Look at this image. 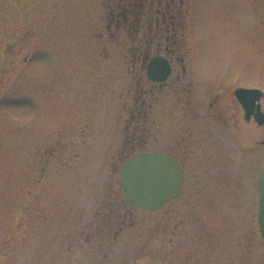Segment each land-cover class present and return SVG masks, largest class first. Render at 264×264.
<instances>
[{
    "label": "rangeland",
    "instance_id": "obj_1",
    "mask_svg": "<svg viewBox=\"0 0 264 264\" xmlns=\"http://www.w3.org/2000/svg\"><path fill=\"white\" fill-rule=\"evenodd\" d=\"M103 1L0 0V264H102L106 253L108 263L125 264L126 244L172 243L168 227L183 219L200 262L264 264L257 220L264 126L231 105L234 86L264 92V0H192L189 39L201 71L208 80L222 73L232 86L224 133L213 138L221 148L205 152V170H188L182 215L163 217L158 230L162 212L131 209L130 228L118 238V227L108 232L100 226L109 221L96 216L97 201L112 190L122 195V163L102 148L122 147L119 115L144 74L133 69L128 46L104 32ZM91 31L104 38L95 42Z\"/></svg>",
    "mask_w": 264,
    "mask_h": 264
},
{
    "label": "flooded vegetation",
    "instance_id": "obj_2",
    "mask_svg": "<svg viewBox=\"0 0 264 264\" xmlns=\"http://www.w3.org/2000/svg\"><path fill=\"white\" fill-rule=\"evenodd\" d=\"M107 3V6H103L107 8L103 20L104 32L109 39L117 36L125 47L128 46L127 52L133 60V69L138 72L142 70L144 75L137 85L139 89L134 95L133 102L131 105L126 102L127 105L124 107L126 115H119V122L123 123L125 128L122 147L102 149L106 151V155H113L112 160L116 155L119 156L122 163L120 172L126 162L139 154L168 157L177 162L184 172L180 194L156 211L141 209L131 204L124 193L122 178V195L112 190L106 197L97 201L96 216L109 221L100 227L111 233L118 227L115 231V237L118 238L130 228L131 209L145 214L162 212V217L154 229H158L160 223V227L166 228L167 223L164 221L168 216L172 215L171 218H175L178 217V213L179 216L183 214L180 204L189 202L182 201L183 198H189L183 193L188 170H205L210 165L209 162L207 164L202 162L205 152L210 151L212 147L217 148L216 145L221 148L220 141L215 143L213 138H220L224 133L227 110L225 94L227 87L232 86L227 84L222 73L212 75L211 80H208L205 79L209 76L207 71H201L202 61L196 54V43L189 39L192 0H107ZM88 5L91 6L90 3ZM81 31L84 33V29ZM91 38L97 42L98 38H104V34L100 32L94 35L91 31ZM239 88L241 87L234 86L231 105L238 104L244 120L257 125L255 119L257 108L250 120H247L242 105L236 98V91ZM127 107L129 108L126 109ZM112 108L114 111V107ZM211 122L216 123V128L211 127ZM45 153L46 164L42 176H45L52 157L49 148L45 149ZM64 154L65 152H60V158L63 160ZM116 166L118 167V163ZM111 186L114 188V185ZM79 203V201L75 203L76 213L81 209ZM186 208L188 215L193 214L189 204ZM46 209H50L49 205L45 207ZM62 209L65 212V207ZM47 214L49 215V212ZM179 223L182 224L181 228ZM179 223L174 224L171 229L168 227L172 243H144L140 244V248L126 244L128 248H124L126 252L122 254L123 263L142 264L136 263V258L140 257L141 260L148 261L146 264H207L209 257L200 262L193 238L183 233V227H186L184 219ZM91 256H95L94 253H91ZM110 257L111 254L106 253L102 264H110L107 262Z\"/></svg>",
    "mask_w": 264,
    "mask_h": 264
},
{
    "label": "water",
    "instance_id": "obj_3",
    "mask_svg": "<svg viewBox=\"0 0 264 264\" xmlns=\"http://www.w3.org/2000/svg\"><path fill=\"white\" fill-rule=\"evenodd\" d=\"M236 95L246 111V118L249 119L257 108L255 117L258 124L263 126L264 113L261 104H256L263 93L259 90L240 89ZM121 177L128 201L140 208L155 211L179 195L184 172L177 162L168 157L139 154L125 163ZM259 196L258 221L264 237V173L259 180Z\"/></svg>",
    "mask_w": 264,
    "mask_h": 264
},
{
    "label": "bare ground",
    "instance_id": "obj_4",
    "mask_svg": "<svg viewBox=\"0 0 264 264\" xmlns=\"http://www.w3.org/2000/svg\"><path fill=\"white\" fill-rule=\"evenodd\" d=\"M255 122V121H254ZM135 206H137V205H135ZM137 207H139V206H137ZM140 208V207H139ZM141 209H143V208H141Z\"/></svg>",
    "mask_w": 264,
    "mask_h": 264
}]
</instances>
